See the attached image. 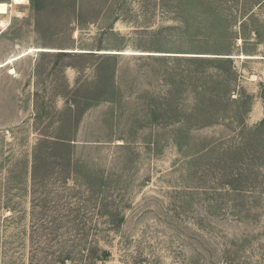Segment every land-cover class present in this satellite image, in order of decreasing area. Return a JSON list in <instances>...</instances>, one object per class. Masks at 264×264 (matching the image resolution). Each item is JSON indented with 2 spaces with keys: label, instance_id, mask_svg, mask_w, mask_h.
<instances>
[{
  "label": "rangeland",
  "instance_id": "1",
  "mask_svg": "<svg viewBox=\"0 0 264 264\" xmlns=\"http://www.w3.org/2000/svg\"><path fill=\"white\" fill-rule=\"evenodd\" d=\"M0 3V264H264V0Z\"/></svg>",
  "mask_w": 264,
  "mask_h": 264
},
{
  "label": "trees",
  "instance_id": "2",
  "mask_svg": "<svg viewBox=\"0 0 264 264\" xmlns=\"http://www.w3.org/2000/svg\"><path fill=\"white\" fill-rule=\"evenodd\" d=\"M34 7L37 8L36 3H34ZM58 54H61L59 56H63L64 57V56H66L65 54H67V53H58ZM218 59H219V62H221V64H225L226 66L230 62V61H228L230 59H226V58H218ZM205 62L207 64H210V63H215L216 61L215 60H205ZM108 99L113 100L114 99L113 95H110V97ZM36 109H37V107H36ZM39 110H40V113L37 115L38 118H42L43 116L48 114V111L45 108H40ZM85 110H86V107L82 108L79 103H76L75 105L69 106V107L66 108V114L69 117H74V116L84 112ZM70 141L71 140H68V139H65V138L59 136V137H56V139L54 141L42 140L40 142V145L41 144L42 145L46 144V145H48L49 147H52V148L53 147H56V148L57 147H60V148L70 147V148H72L73 146L70 143Z\"/></svg>",
  "mask_w": 264,
  "mask_h": 264
},
{
  "label": "bare ground",
  "instance_id": "3",
  "mask_svg": "<svg viewBox=\"0 0 264 264\" xmlns=\"http://www.w3.org/2000/svg\"><path fill=\"white\" fill-rule=\"evenodd\" d=\"M25 1L26 0H13V3L15 4V5H22V4H25ZM12 3V4H13ZM27 3V2H26ZM8 8H9V5L8 4H6V3H0V15H4V14H6L7 12H8ZM3 24V23H2ZM32 51H35L34 49L33 50H30L29 52H32ZM131 52H128V53H126V54H130ZM26 54H28V53H25L24 55H26ZM24 55H21L20 57H22V56H24ZM20 57H18V58H20ZM243 57V56H242ZM221 58H226V59H233V58H231V57H221ZM14 60H16L15 58L14 59H11V60H9V61H7L6 63H3L2 65H0V67H4V66H8V65H10V64H12V62L14 61Z\"/></svg>",
  "mask_w": 264,
  "mask_h": 264
}]
</instances>
